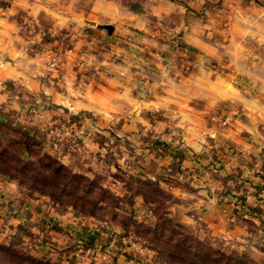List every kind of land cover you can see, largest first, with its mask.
<instances>
[{
  "label": "rangeland",
  "instance_id": "obj_1",
  "mask_svg": "<svg viewBox=\"0 0 264 264\" xmlns=\"http://www.w3.org/2000/svg\"><path fill=\"white\" fill-rule=\"evenodd\" d=\"M0 6L22 52L0 53V141L17 156L19 139L29 136L39 158L12 164L31 165L25 175L8 163L12 176L0 169V181L18 187L23 201L70 215L76 231L72 239L50 235L48 218L26 224L37 231L12 238L0 217V264H264V0H0ZM200 70L229 78L248 103L247 110L225 102L213 111L204 100L195 104L223 140L236 122L248 128L234 130L246 145L230 152L241 165L230 167L227 155L206 151L205 143L193 154L224 178L214 205L228 199L239 207L237 219L227 218L216 233L195 213L191 196L198 188L184 176L190 148L183 129L168 110L147 102L167 95L168 81L184 82ZM123 88L136 104L118 97ZM51 159L82 178L80 189L62 186L63 176L46 170ZM44 182L53 196L37 191ZM243 189L256 193L262 208L248 203ZM183 213L197 216L186 221Z\"/></svg>",
  "mask_w": 264,
  "mask_h": 264
},
{
  "label": "crops",
  "instance_id": "obj_2",
  "mask_svg": "<svg viewBox=\"0 0 264 264\" xmlns=\"http://www.w3.org/2000/svg\"><path fill=\"white\" fill-rule=\"evenodd\" d=\"M37 11L38 7L34 8L33 12L37 13ZM11 24H14L13 20L10 16L4 15V12L0 6V53H4V51L8 53H22L18 51V44L15 40L17 37L13 35V31L10 29ZM3 41H5L7 45H5ZM3 65L8 69L7 63ZM210 74L211 73L207 72L206 70H203L197 75L192 74L191 76L185 78L186 81L184 82L170 80L168 81L169 87L167 89V95L158 94L154 100L150 99L147 102L150 104V106L151 104L155 107H159L160 105L168 110L171 117L176 118L177 125L183 129L181 136H183V138L186 140V145L188 148H190L186 149L188 153L185 158V163L187 164V168H185L186 170L189 169V171H186L184 176L187 175L188 179H190V183L198 188L195 194H192L191 196L192 199H194L193 206L196 210L195 213L198 215L199 219H202L208 225H210L209 227L211 228V231L216 233L219 231H224V222L227 218H236L234 212H236L237 208L239 207L235 206V200L229 201L228 199H224V201L220 200L219 205H214V200L212 199L214 196L213 193L218 192V189L220 188H224V178L222 176H218V179H216L215 176L217 175L210 173V168L205 170V165L203 166L201 161H196L193 157V154L201 151L203 148V143H205L207 144V147H205L206 151L209 152V150H213L214 152L217 151L218 153L224 154L225 156L227 155V161H229L230 167H234L237 164L241 165L240 158L236 155H231L230 152H243L245 151L246 145L239 140L238 135H234L236 134V131L234 130L240 131V128L245 130L248 128L247 123H244L243 120L236 122V125L232 129L230 128V131L226 133V135L230 137H227L229 140H223L222 136L215 131V128L219 129V126L215 125L214 122H211V118L207 119L205 115L207 113L206 111L203 112L204 114L201 112L202 110H199V113L195 112L197 110V108H195V104L204 100L206 103H208L210 107L209 110L212 109L213 111L225 102H232L234 106L239 105L243 107V110H247L248 103L246 102L245 104V101L243 102L244 99H242L240 95H237V92L232 88L230 82L228 81L229 78L222 75L211 76ZM117 94L118 97L126 99L130 103L136 104L135 102L137 100L132 98L130 88H123V90H120ZM68 103L69 101H67V104ZM73 104L75 105V103ZM172 105H179L181 109L175 113L176 111L171 109ZM76 106H74V109L78 108ZM186 108H189L191 111L188 112ZM232 112H236V110L233 111L232 109ZM213 118L217 117L213 116ZM209 121L210 124L206 125L205 122ZM214 137H216V139H212ZM231 148L234 149L232 150ZM253 151H258V148L255 147ZM203 162L206 161L203 160ZM202 167H204V169ZM221 174H224V172ZM242 192L245 194L247 202L253 205L254 208H262V202L255 199L257 196L256 193H252L248 189H243ZM182 194L185 196L187 192L184 191ZM22 199L25 198H22V194L18 187L0 181V217L2 220H5H3V222L6 224L5 231L8 233L10 232L12 234V238L14 236L18 238L23 233H33L35 230L37 231L36 228L26 225L27 223H35L41 226L46 222H49V218L50 220H53L49 222V228L52 230H55V228L59 229L60 227L58 224L61 226V228L59 229L60 231H57V229L52 231L47 228V233L50 235H59V233L63 232L62 234L65 235L66 233L69 235L68 237L72 239L71 236L76 231L74 227L75 223L71 219L70 215L68 216L67 214H58V216H56L54 211L55 209L51 205L45 203L40 204V202L36 199H29L27 201H23ZM15 200H17L18 204H13V201ZM226 204L227 210H224ZM197 215L193 214L192 217H190L183 213L181 217L186 221H190V219L193 220ZM234 225L235 227H239L238 229L241 227L240 222H235Z\"/></svg>",
  "mask_w": 264,
  "mask_h": 264
},
{
  "label": "trees",
  "instance_id": "obj_3",
  "mask_svg": "<svg viewBox=\"0 0 264 264\" xmlns=\"http://www.w3.org/2000/svg\"><path fill=\"white\" fill-rule=\"evenodd\" d=\"M19 140H21L19 142L21 145V154L17 156L12 151H9L5 146H3V141H0V169L3 170L5 176H8V177L12 176L11 171L9 170L10 166L8 163H10L12 167L13 163H16V164L23 163L21 159H24V158L29 159V160L39 159L38 155H35V152L33 150L34 148L36 149V144H34V141L29 136H23ZM16 145H18V143H16ZM2 161H5V163H3ZM27 166H31V165L27 164ZM27 166L25 164L24 167H22V169L20 168L18 169L17 167H12V168H16V170L20 174L25 175L26 171H28ZM45 167L48 172H52L55 175L63 176L62 178L65 179L67 183H64V185L62 186H65L67 188L68 184H76L77 189H80V186H82L80 183L82 178L80 176L69 174L67 169L63 165L58 163L56 160H52V159L49 160L47 164L45 165ZM38 186L41 189H38L37 191L42 192V193H48L53 196V192L49 191L50 185L44 182L43 184H40Z\"/></svg>",
  "mask_w": 264,
  "mask_h": 264
}]
</instances>
